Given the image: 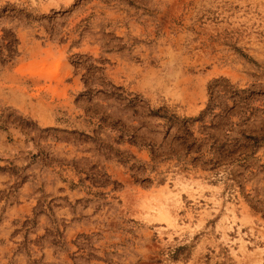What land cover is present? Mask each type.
<instances>
[{"label":"rangeland","instance_id":"374dc122","mask_svg":"<svg viewBox=\"0 0 264 264\" xmlns=\"http://www.w3.org/2000/svg\"><path fill=\"white\" fill-rule=\"evenodd\" d=\"M0 264H264V0H0Z\"/></svg>","mask_w":264,"mask_h":264}]
</instances>
